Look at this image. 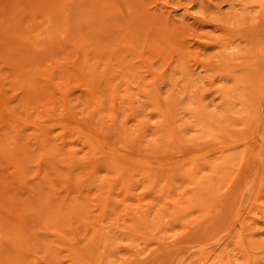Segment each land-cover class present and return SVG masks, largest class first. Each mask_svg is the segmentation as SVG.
Listing matches in <instances>:
<instances>
[{
  "label": "rangeland",
  "instance_id": "rangeland-1",
  "mask_svg": "<svg viewBox=\"0 0 264 264\" xmlns=\"http://www.w3.org/2000/svg\"><path fill=\"white\" fill-rule=\"evenodd\" d=\"M0 264H264V0H0Z\"/></svg>",
  "mask_w": 264,
  "mask_h": 264
}]
</instances>
